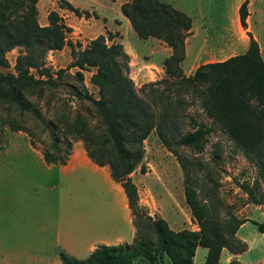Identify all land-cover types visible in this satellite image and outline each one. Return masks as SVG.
Here are the masks:
<instances>
[{"label":"trees","instance_id":"trees-1","mask_svg":"<svg viewBox=\"0 0 264 264\" xmlns=\"http://www.w3.org/2000/svg\"><path fill=\"white\" fill-rule=\"evenodd\" d=\"M38 1L0 0V69L8 65L6 53L19 49L14 73L0 70V97L14 104L21 113H30L42 121L27 95L42 84H51L54 76H62L66 68L51 73L44 67L45 56L49 51L69 46L71 61L67 68L77 69L73 77L83 88L81 91L74 86L75 95L94 107L103 132L97 134L76 116L65 123L63 140L54 136L49 147L41 151L43 160L47 164L64 165L70 156L72 140H80L87 157L97 166H108L111 179L121 185L135 228L131 243L100 244L84 259L60 250L61 264H133L137 258L157 264L165 256L172 264H193L198 246L207 249L204 264H219L223 248L233 254L244 251L247 245L236 233L251 219L232 213L225 218L215 217L208 204L198 197L193 162L177 148L201 150L211 131V126L192 117L189 118L192 128L183 130L185 97L193 95L206 117L256 162L264 179V60L258 42L246 30L249 0H243L238 8L240 25L249 37L247 50L223 61L202 64L188 76L183 73L181 62L185 57V40L191 34V17L160 0L123 2L121 13L139 38L155 37L171 48L170 55L163 60L164 76L139 87L129 76L130 56L123 45L106 42L111 37L109 32L106 36L97 35L82 47L80 42L66 38L72 28L57 11L47 13L46 25L38 22ZM60 7L79 17L89 16L88 11L67 0H62ZM83 71L91 72L90 82L97 88V97L85 87ZM4 125L13 131L25 130L18 118L0 123V146ZM152 131L180 165L184 201L197 230L174 231L163 217L150 215L139 203L131 173L137 167L145 172L143 141ZM30 143H34L32 138ZM61 144L65 150L61 151ZM251 221L264 234V221ZM229 264L243 263L231 259Z\"/></svg>","mask_w":264,"mask_h":264},{"label":"rangeland","instance_id":"rangeland-1","mask_svg":"<svg viewBox=\"0 0 264 264\" xmlns=\"http://www.w3.org/2000/svg\"><path fill=\"white\" fill-rule=\"evenodd\" d=\"M67 1L85 11L94 7L98 11L112 15L118 12V15H121L120 5L128 0ZM160 1L187 10L197 5V0ZM206 1L201 0V3L205 4ZM61 2L62 0H39L38 22L41 24L44 17L48 22L47 13L55 10L59 14L62 12L60 15L65 24L70 26L68 16L73 12L60 7ZM92 13L96 16L94 11ZM91 22H82L80 28L86 30L83 34L78 29L76 30L79 33H73L74 28L71 27L72 31L66 33V38L72 42H80L84 47L94 38L98 30L97 26L101 25L100 20L92 19ZM121 29L124 42L135 43L134 31L125 27ZM107 34L106 31L104 35ZM110 34L112 36V33ZM106 42L111 43L110 40ZM18 54V48L8 51L6 53L8 65L0 70L14 73ZM70 61V48L67 45L60 50L49 51L45 56L44 67L51 73L55 74L59 69H66L62 76H54L51 84H42L27 95L33 107L39 111L42 121L37 120L30 113H21L14 104L0 97V123L18 118L25 126V130L13 131L8 125H4L2 131L0 264H61L58 253L63 247L56 243V233L58 228H65L66 221L70 220L76 225L77 220L88 219L91 216L97 225L101 226L100 231H103V228L111 231L117 223L119 209L116 197L110 188L109 180L102 174L103 169H96L90 164H77L69 171L61 172L60 166L63 165L47 164L41 154L43 149L49 147L54 136H59L60 140H63L65 123L71 122L76 116H80L91 128L93 127L97 134L103 132L94 107L75 95L74 86L81 91L83 88L73 77L77 69L67 68ZM30 71L37 75L34 69ZM83 74L84 85L88 92L97 97V88L90 82L91 72L83 71ZM131 79L133 80L132 77ZM133 82L136 87L143 84L140 82L137 84L135 79ZM185 104L183 130L192 128L190 117L201 124L211 126L201 150L189 147L177 148L182 156L194 164L193 176L196 180L198 197L208 204L212 214L217 218H225L232 213L238 217L264 221V179L260 175L259 166L236 146L218 125L213 124L211 119L206 117L195 96L187 95ZM31 138L33 144L30 143ZM77 143L84 151L80 140H72L67 162L75 151ZM143 146L142 163L145 172L137 167L131 173L132 181L137 187L139 203L145 206L150 215L159 214L161 217L176 219L179 224L175 227L191 229L190 221H195L184 201V175L177 159L162 144L155 131L147 136ZM62 150H65L63 144H61ZM109 178H111L110 172ZM242 186L252 193L249 194ZM251 220L238 228L236 235L248 247L238 253L235 259L243 264H263L261 259L264 257V234L257 231ZM110 224H113L112 227ZM73 225L70 224L71 228H74ZM206 253L205 247L198 246L193 264H204ZM133 264L148 263L137 258ZM157 264L172 263L167 257H163ZM219 264H225L224 256L219 260Z\"/></svg>","mask_w":264,"mask_h":264},{"label":"crops","instance_id":"crops-1","mask_svg":"<svg viewBox=\"0 0 264 264\" xmlns=\"http://www.w3.org/2000/svg\"><path fill=\"white\" fill-rule=\"evenodd\" d=\"M242 1L243 0H207L205 4H202L201 0H197V5L194 6L193 9L187 10L182 7L177 8L191 17V34L185 40V57L181 62L182 71L186 76L192 75L197 67L202 64L223 61L230 56L244 53L249 45V37L246 30H248L258 42L261 56L264 60V0H249L246 30L239 22L238 8ZM88 11L90 12L88 18L76 16L70 11L72 14L68 16V21L70 27L74 28L73 33H79L76 29L81 30V34L86 32L85 29L80 28L83 21L92 23V19L97 21L100 20L101 25L97 26L98 30L96 29L97 31L94 37L99 34L104 35L107 31L112 33L110 38L111 42H118L123 45L125 52L130 56V76L133 80L135 79L137 84L138 82L144 83L154 81L164 76L163 60L170 55L171 48L162 40L155 37H149L147 39L139 38L132 29L129 20L122 13L118 15V12L115 14L114 11L115 15H112V13L98 11L94 7H90ZM92 11H94L98 17H96ZM60 14L62 15V12H60ZM72 16L74 17L72 18ZM47 23L44 17L41 25H46ZM122 27L134 31L135 43L131 41L124 42ZM117 32L118 35H116ZM80 41L82 40L80 39ZM77 164H90L96 169H103L102 174L104 178L109 180L110 188L116 197L119 216L116 218L117 223L112 230L110 229L111 231H107L104 228L102 229L103 231H100L101 226L97 225V222H95V219L91 216L88 219L77 220L76 225H73V223L68 220L65 223V228L57 229L56 243L62 246L63 250L68 254L78 259L86 258L95 247L100 244L131 243L135 235V228L132 224V215L128 207L127 198L121 185L117 182H111L108 166L100 167L94 164L87 157L85 150L83 151L79 147L78 143L67 164L60 166L59 171L67 172ZM181 201H183V197L180 199V202ZM163 218L174 231L184 229L183 227H175L179 224L175 221L176 219H169L165 216H163ZM190 222L192 224L191 229L197 230L198 226L196 222ZM70 224H72L74 228H71ZM112 225L110 224V227H112ZM237 238L239 237L237 236ZM239 239L242 240L241 238ZM197 251L198 247H196L193 260L195 259ZM237 255L238 254H233L226 248H223L219 260L224 256L225 264H229L230 260L235 259ZM261 263L264 264V257L261 259Z\"/></svg>","mask_w":264,"mask_h":264}]
</instances>
